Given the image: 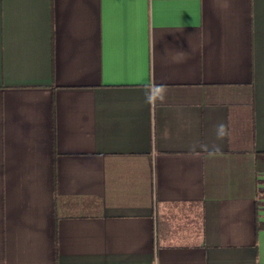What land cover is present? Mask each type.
Masks as SVG:
<instances>
[{
	"label": "crops",
	"instance_id": "1",
	"mask_svg": "<svg viewBox=\"0 0 264 264\" xmlns=\"http://www.w3.org/2000/svg\"><path fill=\"white\" fill-rule=\"evenodd\" d=\"M0 264H264V0H0Z\"/></svg>",
	"mask_w": 264,
	"mask_h": 264
},
{
	"label": "clouds",
	"instance_id": "2",
	"mask_svg": "<svg viewBox=\"0 0 264 264\" xmlns=\"http://www.w3.org/2000/svg\"><path fill=\"white\" fill-rule=\"evenodd\" d=\"M149 92L147 94V99L149 102H153L156 99H160L161 101L164 99V89L163 86H156V85H151L149 86ZM219 134L223 135L224 134V126L219 125L218 126Z\"/></svg>",
	"mask_w": 264,
	"mask_h": 264
}]
</instances>
